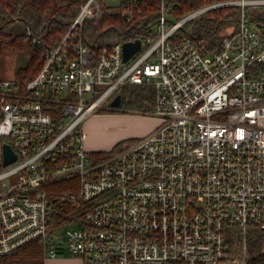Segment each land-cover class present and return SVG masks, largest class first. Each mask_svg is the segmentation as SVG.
I'll return each mask as SVG.
<instances>
[{"label": "built area", "instance_id": "1", "mask_svg": "<svg viewBox=\"0 0 264 264\" xmlns=\"http://www.w3.org/2000/svg\"><path fill=\"white\" fill-rule=\"evenodd\" d=\"M117 1L141 40L130 59L125 41L67 40L101 17L102 1L87 0L33 79L0 80V258L38 239L46 257L68 250L83 264H250L249 228L264 233V25L249 11L264 0H213L179 18L177 0H157L139 23L143 0ZM220 8L238 10L237 28L205 53L190 23ZM128 84L153 87L159 122L99 158L85 119ZM228 226L242 234L232 253Z\"/></svg>", "mask_w": 264, "mask_h": 264}, {"label": "trees", "instance_id": "2", "mask_svg": "<svg viewBox=\"0 0 264 264\" xmlns=\"http://www.w3.org/2000/svg\"><path fill=\"white\" fill-rule=\"evenodd\" d=\"M87 0H0V55L9 52L29 51V58L15 72V79L24 86L33 79L46 63L50 51L56 48L66 36L70 26ZM102 1V14L98 19H85L79 29L78 37L67 40H84L94 47L111 45L119 41H128L133 35L131 24L127 23V7L119 4L109 6ZM157 0H143L136 22L146 21L147 16L155 13ZM175 14L182 17L192 9L210 3L213 0H177ZM256 20L264 25V8L252 9ZM238 10L220 8L207 12L190 23L193 34L197 37L205 53L221 47V29L227 23L236 21ZM33 35H29L26 27ZM186 28V26H185ZM142 30V29H141ZM36 38L38 41L33 40ZM6 77L0 78V80ZM123 105L129 109L146 110L154 101L155 92L150 85H131L123 87L120 92ZM124 145L118 142L108 151H97L99 158L109 156ZM63 184L60 185L62 187ZM60 212L53 218V226L64 222L65 214L71 209L69 203L58 204ZM227 242L230 253L240 247L242 234L236 226L227 227ZM256 227H250L248 233L250 264H264V235ZM0 264H44V248L41 240H33L18 248L10 255L0 258Z\"/></svg>", "mask_w": 264, "mask_h": 264}, {"label": "rangeland", "instance_id": "3", "mask_svg": "<svg viewBox=\"0 0 264 264\" xmlns=\"http://www.w3.org/2000/svg\"><path fill=\"white\" fill-rule=\"evenodd\" d=\"M105 1L109 6L117 7L119 5L117 0ZM175 18L178 17L175 16ZM232 27L237 28L236 21L227 22L221 29V35L229 32ZM28 58L29 51L27 50L0 55V78L15 79L17 67ZM94 96L95 90L85 93L82 97L86 101L91 100ZM113 98L104 101L102 106L89 114L84 122L85 141L97 143L102 151L110 150L118 142L126 145L137 141L138 138L145 136L150 129L152 130L153 124L157 125L159 122L153 114V101L148 104V109L136 110L127 108L123 102L119 107H113L111 105ZM91 156L93 157L92 153ZM51 210H56V206L52 205ZM44 264H83V260L80 255L62 250L56 257H46L44 254Z\"/></svg>", "mask_w": 264, "mask_h": 264}, {"label": "water", "instance_id": "4", "mask_svg": "<svg viewBox=\"0 0 264 264\" xmlns=\"http://www.w3.org/2000/svg\"><path fill=\"white\" fill-rule=\"evenodd\" d=\"M262 23H257V26L261 27ZM141 47V40H128L123 43L124 48V59H130ZM122 96L121 94H117L113 100L111 101V105L113 107H119L121 105ZM3 153H4V164H9L13 162L17 155L10 144L4 143L3 145Z\"/></svg>", "mask_w": 264, "mask_h": 264}, {"label": "crops", "instance_id": "5", "mask_svg": "<svg viewBox=\"0 0 264 264\" xmlns=\"http://www.w3.org/2000/svg\"><path fill=\"white\" fill-rule=\"evenodd\" d=\"M156 124H153V126H151V128L153 129L155 127ZM151 130V129H150ZM149 130V131H150ZM85 145L86 147L89 149V150H92V151H99L101 150L99 147V145L97 143H94V142H90V141H85Z\"/></svg>", "mask_w": 264, "mask_h": 264}]
</instances>
